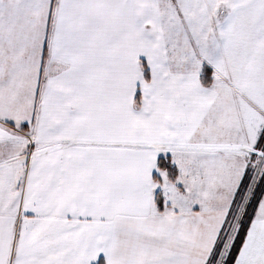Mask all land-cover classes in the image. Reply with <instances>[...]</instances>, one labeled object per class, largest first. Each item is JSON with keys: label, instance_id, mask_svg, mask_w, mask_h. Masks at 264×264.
<instances>
[{"label": "snow or ice", "instance_id": "1", "mask_svg": "<svg viewBox=\"0 0 264 264\" xmlns=\"http://www.w3.org/2000/svg\"><path fill=\"white\" fill-rule=\"evenodd\" d=\"M0 264H264V0H0Z\"/></svg>", "mask_w": 264, "mask_h": 264}]
</instances>
